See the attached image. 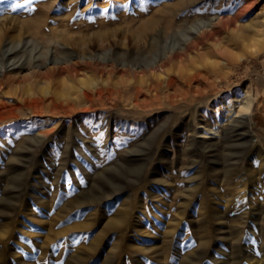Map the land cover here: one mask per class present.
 Segmentation results:
<instances>
[{
    "label": "rangeland",
    "instance_id": "obj_1",
    "mask_svg": "<svg viewBox=\"0 0 264 264\" xmlns=\"http://www.w3.org/2000/svg\"><path fill=\"white\" fill-rule=\"evenodd\" d=\"M215 14L237 16L218 46L167 68L223 59L215 87L176 81L134 110L131 65ZM262 16L264 0H0V264H264V31L249 27Z\"/></svg>",
    "mask_w": 264,
    "mask_h": 264
},
{
    "label": "bare ground",
    "instance_id": "obj_2",
    "mask_svg": "<svg viewBox=\"0 0 264 264\" xmlns=\"http://www.w3.org/2000/svg\"><path fill=\"white\" fill-rule=\"evenodd\" d=\"M246 9V8H245ZM263 17V16H262ZM226 19V20H225ZM256 21L255 23L251 24L250 30L254 31L256 36H260L261 33L264 31V17L263 18H254ZM237 22V16L236 17H231L229 19L223 17V16H219L217 14L212 15L210 17L205 18L204 20H200L197 22H194L193 25L189 26L186 28V30H183L181 32L178 33L179 35V40L180 42L177 44H173L171 46H166L163 48L162 52L159 53L158 55L154 56L153 59L149 60L148 63L144 64L143 66L139 65H131V67H134L135 69L139 68V76L142 77L141 80L139 81V85L138 86H134V96H135V101L132 100L131 105L132 108L134 107V110L136 109H140V104L143 102L144 104H146V101L149 99V97L152 98V100H155L153 98V96L157 99L158 95L157 92L160 89L163 88H169L171 85L175 84L176 81H178L180 84L182 83V85H185L186 88H192L193 82L198 80H204L205 82V86L203 87H198L196 88V93L202 94V91L205 94V91L209 90V86L212 87V89L215 87V83H213L212 81L209 80V75L207 74L209 71H211L213 73V71H215L213 68H218V71H222L225 68H230V64H228L227 62H225V60H212L209 62L210 66H212L211 68H209L206 71V65L200 63H191L189 65H187L185 68V70L181 71L180 73H177V77L172 78L168 73H167V68H168V64L172 61H176L178 63H183V61H185V59H189L192 56H196V54L200 53V51L203 49V47L205 45H209L210 43H214L213 46H218L219 42L218 40H216L215 38L218 37L219 33L222 30H226L231 24H234ZM216 40V41H215ZM175 43V42H174ZM250 53L252 55L256 54L257 51L254 48H250ZM187 57V58H186ZM81 58H84L83 56ZM238 59L242 60L243 56L238 55ZM6 64V63H5ZM122 66H127L126 63H122ZM12 67V66H11ZM11 67H9L8 65H4V64H0V76L3 75L4 73V69L5 70H9ZM176 73V72H175ZM174 73V74H175ZM221 73V72H220ZM219 73V74H220ZM218 74V75H219ZM222 74V73H221ZM225 75V74H224ZM225 77V76H224ZM222 76H219V80L217 81V84H227L229 81V76H227L226 78H224ZM211 78V77H210ZM218 78V77H217ZM215 78V79H217ZM203 83V82H202ZM108 84V82H107ZM176 86V84H175ZM178 86V85H177ZM196 86V85H195ZM194 86V87H195ZM106 89H109V86L106 85L105 86ZM176 88V87H174ZM185 87H183L184 89ZM130 90V89H129ZM178 90V89H177ZM154 91L156 92V95H154ZM162 91H164L162 89ZM173 91V89H172ZM176 91V89H175ZM181 91V90H179ZM189 89L186 92V95H189ZM160 93V91H159ZM168 93V92H167ZM171 92H169L170 95ZM178 93V92H177ZM173 95V93H172ZM194 95V94H193ZM203 95V94H202ZM242 99L237 101V110L236 108H234V104L229 103V107H233V112L230 114L232 116V120L229 123V120L227 122V124H229V126L227 127V131L230 133H232L234 136H238L241 135L238 132L240 125L242 124H251V117L252 116V111L255 107L254 104V98L252 96L251 93V88L247 87L244 88L242 91ZM200 96V95H199ZM167 97V96H166ZM169 97V96H168ZM195 97V95H194ZM207 97V96H205ZM204 97V98H205ZM230 96H228L229 98ZM235 97H239L238 94L235 95ZM180 98V97H179ZM184 99V97H182ZM199 98V97H198ZM12 99V98H11ZM177 99V98H176ZM196 99V98H195ZM203 99V98H201ZM18 100H22L23 101V97H19V99L17 98H13L12 102L13 104H16L15 102H19ZM175 100V99H174ZM180 101L182 99H179ZM204 100V99H203ZM209 100V99H208ZM130 101V100H129ZM156 101V100H155ZM205 101V100H204ZM170 102V101H169ZM172 102V101H171ZM203 102V101H202ZM21 103V102H20ZM193 104V103H192ZM254 104V105H253ZM130 105V104H129ZM202 105V104H201ZM194 106V105H193ZM254 106V107H253ZM171 107V106H170ZM180 107V106H178ZM136 108V109H135ZM24 109V108H23ZM173 109V108H172ZM178 109V108H177ZM183 109V108H182ZM191 109V108H190ZM198 109V108H197ZM141 111V109L139 110ZM195 111V110H194ZM198 111V110H197ZM230 111V110H229ZM251 113V115H250ZM196 114V112H195ZM235 114V115H234ZM197 115V114H196ZM202 115V114H200ZM199 115V116H200ZM230 117V116H229ZM202 121V120H201ZM196 125V124H195ZM198 125V124H197ZM226 126V125H224ZM245 126V125H244ZM187 127V126H186ZM190 127V126H189ZM247 127V126H246ZM191 128V127H190ZM189 129V128H188ZM246 129V128H245ZM189 131V130H188ZM195 132V131H194ZM225 132V131H224ZM241 132V131H240ZM247 132V131H246ZM223 133V132H222ZM188 134V132H187ZM186 134V135H187ZM244 134V133H243ZM246 134V133H245ZM230 136V135H229ZM236 136V138H237ZM191 137V136H190ZM231 137V136H230ZM239 137V136H238ZM250 138V136H249ZM229 139V138H228ZM242 139V138H240ZM245 139V138H244ZM225 141V140H224ZM231 141V140H230ZM235 141V140H234ZM195 142V141H194ZM216 142V141H215ZM228 142V141H227ZM196 143V142H195ZM240 143V141H239ZM257 143V142H256ZM253 140L251 141V139L248 142H243L240 146L242 147H247L248 149H250L252 146L254 145H258V143L256 144ZM214 144V143H213ZM228 144V143H227ZM189 145V144H188ZM232 145V144H231ZM238 145V144H237ZM227 146V145H226ZM236 146V143H235ZM234 146V147H235ZM189 147V146H188ZM191 147V146H190ZM207 148H209V151L211 150V146L208 145L206 146ZM216 147V146H215ZM225 147V146H224ZM228 147V146H227ZM231 147V146H230ZM239 147V146H238ZM236 148V147H235ZM195 149V148H193ZM242 149V148H241ZM148 150V149H146ZM192 150V149H191ZM225 150V149H224ZM234 150V149H233ZM196 151V150H195ZM208 151V152H209ZM235 151V150H234ZM138 152V151H136ZM229 152V151H228ZM240 152V151H239ZM243 152V150H242ZM135 153V152H134ZM192 153V152H191ZM197 153V152H196ZM226 153V152H224ZM233 153V152H232ZM236 153V152H234ZM233 153V154H234ZM127 154V153H126ZM133 154V153H132ZM203 154V153H202ZM215 154V153H213ZM228 154V153H227ZM232 154V156H233ZM251 154V153H250ZM128 155V154H127ZM135 155V154H134ZM139 155V154H138ZM207 155V154H206ZM235 155V154H234ZM242 155V154H241ZM129 156V155H128ZM199 156V155H198ZM224 156L227 157V155L224 154ZM231 156V155H230ZM249 156V155H248ZM130 157V156H129ZM140 157V156H139ZM216 158V156H215ZM242 158V157H241ZM142 159V158H140ZM214 159V158H213ZM226 159V158H224ZM232 159V158H231ZM193 160V159H192ZM196 160V159H194ZM205 160V159H204ZM212 160V159H211ZM228 160V159H227ZM237 160V159H236ZM239 160V159H238ZM242 160V159H240ZM226 161V160H224ZM195 162V161H194ZM213 162V161H212ZM217 162V161H216ZM215 162V163H216ZM228 162V161H227ZM231 162V161H230ZM238 162V161H237ZM241 162V161H240ZM208 163V162H207ZM211 163V162H210ZM214 163V162H213ZM242 163V162H241ZM191 165V163H189ZM239 164V163H238ZM255 164V163H254ZM253 164V165H254ZM228 165V164H226ZM232 165V164H231ZM262 165V164H261ZM209 167V165H208ZM230 167V166H227ZM237 167V166H235ZM234 167V169H235ZM241 166H239L240 168ZM251 167V164H250ZM212 168V167H211ZM252 168V167H251ZM260 168V167H259ZM228 169V168H225ZM233 169V171H234ZM242 169V168H241ZM240 169V170H241ZM247 170V169H246ZM249 170V169H248ZM227 171V170H226ZM236 171V170H235ZM252 171V170H251ZM211 172V171H210ZM229 174V169L227 171ZM226 172V173H227ZM249 171H247L248 173ZM216 173V172H215ZM213 173V174H215ZM241 173V171H240ZM264 173V172H263ZM237 174V173H236ZM250 176L249 177H255L256 172H250L249 173ZM216 175V174H215ZM227 175V174H226ZM231 175V174H230ZM264 175V174H263ZM235 175H233L234 177ZM240 176V175H239ZM242 176V174H241ZM258 176V175H257ZM210 177V176H209ZM226 177V176H225ZM228 177V175H227ZM233 177L231 176V178L233 179ZM240 178V177H239ZM212 179H216L213 178ZM222 179H225L224 177ZM253 179V178H251ZM256 179V178H255ZM211 180V179H210ZM214 181V180H213ZM188 193V192H186ZM123 210V209H122ZM125 213L123 211L119 212L118 216L119 218L117 219L118 222H120L121 224L123 223V218ZM122 216V217H121Z\"/></svg>",
    "mask_w": 264,
    "mask_h": 264
}]
</instances>
